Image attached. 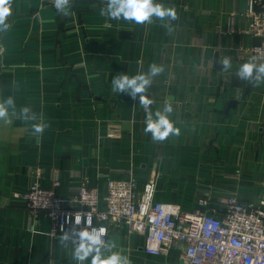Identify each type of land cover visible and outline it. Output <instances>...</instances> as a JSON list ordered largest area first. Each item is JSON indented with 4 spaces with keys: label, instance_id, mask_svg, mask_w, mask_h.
I'll use <instances>...</instances> for the list:
<instances>
[{
    "label": "crops",
    "instance_id": "crops-1",
    "mask_svg": "<svg viewBox=\"0 0 264 264\" xmlns=\"http://www.w3.org/2000/svg\"><path fill=\"white\" fill-rule=\"evenodd\" d=\"M249 1L155 0L175 6L179 18L136 24L101 16L106 0H68L63 10L53 0H12L10 27L0 30V103L11 120L0 119V264H77L78 238L62 242L47 214L34 215L20 198L33 183L49 188L58 178L66 198L88 185L98 189L100 207L109 180H134L140 189L154 182L158 202L185 210L199 199L217 211L228 197L260 203L264 79L257 76L264 74L239 75L261 43ZM153 63L163 73L149 76L135 98L132 87L112 83L148 74ZM141 95L153 101L147 110ZM169 103L180 134L154 141L144 131L146 111L158 119ZM144 245L145 237L122 226L110 229L100 250L130 264H186L182 245L159 256Z\"/></svg>",
    "mask_w": 264,
    "mask_h": 264
},
{
    "label": "built area",
    "instance_id": "built-area-1",
    "mask_svg": "<svg viewBox=\"0 0 264 264\" xmlns=\"http://www.w3.org/2000/svg\"><path fill=\"white\" fill-rule=\"evenodd\" d=\"M248 17L253 33L261 43L249 51L257 65L264 64V0L249 1ZM257 9V10H256ZM63 183L53 180L49 188L33 183L20 198L34 215L46 213L52 221L54 235L69 229L91 231L105 227L103 244L110 229L128 226L130 231L145 237L144 251L159 256L169 248L184 246L186 264H264V198L257 205H248L236 197L219 201L221 211L199 199L192 210L176 203L155 199V183L140 189L134 180L107 182L104 205L100 207L98 189L81 185L75 196L61 195ZM80 224H75L76 217ZM91 217V225L86 220Z\"/></svg>",
    "mask_w": 264,
    "mask_h": 264
},
{
    "label": "clouds",
    "instance_id": "clouds-1",
    "mask_svg": "<svg viewBox=\"0 0 264 264\" xmlns=\"http://www.w3.org/2000/svg\"><path fill=\"white\" fill-rule=\"evenodd\" d=\"M56 9L63 10L64 5H67L68 0H53ZM12 0H0V30H7L10 25L6 23L7 17L11 14ZM107 8L100 10L101 16H106L109 19L125 21H134L136 24L151 23L152 18L166 20V23L170 20H177L178 14L175 6H165L162 3H156L155 0H106ZM70 9V7H69ZM68 9V11H69ZM68 11L64 12V15H68ZM256 57H250L247 62L239 66V75L242 78L251 77L253 72L264 74V64L257 65L253 61ZM224 70H227L230 66V60L225 58L223 61ZM163 66H157L156 64L150 65L148 74H138L132 76L129 79L128 75H122L114 77L112 83L120 90L123 91L126 87H132V96L135 98L136 93H143L146 91V86L151 85V79L148 77H155L163 73ZM262 78L260 75L257 76V80L260 81ZM139 81V83H137ZM259 86V84L257 85ZM13 101L11 98L7 101L11 104ZM153 103L147 95L140 96V105L147 110L149 105ZM173 110L171 104H167L164 107V114L157 111L156 115L158 119L153 120L150 111H146V127L145 133H151L154 141H164L170 135L178 136L180 129L174 126V123L170 120L167 113H171ZM27 112V109H24ZM0 119H4L7 124L11 123L8 119L7 108L3 103H0ZM36 133L43 132L42 125H33ZM81 217L77 216L75 224H80ZM86 226L91 225V217L86 220ZM107 233L105 227L99 229L93 228L91 231L88 230H77L73 228L70 233H64L61 237L63 242L66 239L78 238L79 244L74 251V259L77 264H84L85 261L91 257V264H130L126 256L121 255L119 252H112L107 258H102L101 246H103L102 237ZM95 253V254H93Z\"/></svg>",
    "mask_w": 264,
    "mask_h": 264
},
{
    "label": "water",
    "instance_id": "water-1",
    "mask_svg": "<svg viewBox=\"0 0 264 264\" xmlns=\"http://www.w3.org/2000/svg\"><path fill=\"white\" fill-rule=\"evenodd\" d=\"M215 63H216V65H217V67H219V65H218V58H217V56H216V58H215Z\"/></svg>",
    "mask_w": 264,
    "mask_h": 264
}]
</instances>
